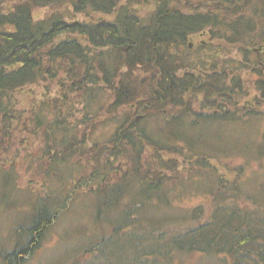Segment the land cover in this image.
<instances>
[{
    "label": "trees",
    "instance_id": "1",
    "mask_svg": "<svg viewBox=\"0 0 264 264\" xmlns=\"http://www.w3.org/2000/svg\"><path fill=\"white\" fill-rule=\"evenodd\" d=\"M131 1L15 0L17 3L6 8L5 0H0V134L7 136L12 122L21 119L17 116L15 94L39 83H45L47 94L54 86L62 92L60 100L54 99L48 114L47 99L34 101L31 112L28 111L31 122L25 126L33 127L43 136L51 133L46 136L52 135L51 142L58 148L54 152L49 148V170L60 167L57 163L66 165L78 153L85 142L76 139L74 130L78 122L90 124L91 116L98 117L107 103L109 112L132 104L138 114L141 110L159 111L165 116V126L172 129H163L160 145L151 137L146 120L136 122L129 116L117 121L120 130L116 140L101 141L98 145L106 150H114L119 144L131 146L138 160L132 175L120 178L115 187L103 189L99 185L102 176L93 175L99 181L93 190L96 214L111 217L109 221L117 226L116 231L120 229L123 240L114 241L111 237L88 243L81 247L83 253L100 252L99 258L105 264H182L177 263L176 256L194 254L205 258L198 264H264V213L258 209L244 211L236 202L221 200L212 218L197 229L187 228L168 239L159 235L150 241L151 250L142 247L144 242H149L143 241L144 235L138 236V229L145 231L144 226L157 232L153 226L158 220L151 213L160 204L159 188L168 182L158 172L156 176L147 168L142 170L145 149L153 151L154 146H160L161 150L166 147L180 154L173 143L176 141L186 146L190 157L206 166L204 160L214 158L213 153L230 151L232 139L237 145L241 143L225 126L239 117L235 113L239 112L238 100L233 99L235 94H249L238 83L237 73L232 77L226 66L220 70L214 67L210 73L202 70L192 73L196 69L186 65L178 53L188 47L191 37L207 32L211 40L231 47L230 52L232 48L239 49L243 57L241 69L256 72L257 88L264 98V76L260 69L264 67V54L260 55L264 53V0H145L153 5L145 15ZM192 4L207 5L209 10L185 9ZM39 8H50L51 15L35 20L33 11ZM93 14L114 17L110 20L76 18ZM198 94L207 97L204 98L208 102L206 107L203 104L195 109L192 100L182 98ZM170 103L183 110L165 115L163 110ZM247 119L251 121L253 116ZM129 126V131H136L134 135L121 131ZM196 128L200 132H192ZM261 135L263 140L257 141L256 153L252 146L249 149L242 142L250 157L264 154V132ZM205 139L214 144L204 143ZM168 140L172 143L170 148L165 145ZM201 148L209 152L203 153ZM11 166L8 164L9 168L0 178L2 189L12 186L9 184L13 180ZM156 180H160V185H155ZM132 186L138 191L125 205L122 199L132 192ZM261 186L264 188V183ZM236 189L224 187L228 192ZM49 195L30 205L27 214H21L23 219L13 234L14 248L0 253L5 264H27L38 248L56 214L50 204L57 200ZM2 198L7 201L8 197L2 195ZM126 228L130 233H124Z\"/></svg>",
    "mask_w": 264,
    "mask_h": 264
},
{
    "label": "rangeland",
    "instance_id": "2",
    "mask_svg": "<svg viewBox=\"0 0 264 264\" xmlns=\"http://www.w3.org/2000/svg\"><path fill=\"white\" fill-rule=\"evenodd\" d=\"M5 2L6 8H11L17 3L15 0H5ZM131 2L142 15L153 8V5L146 3L145 0ZM185 9L209 10L207 5L199 4H192ZM51 12L50 8L35 9L33 17L35 20H40L51 15ZM113 17L114 15L107 14H93L90 17L76 16L78 19L86 20H110ZM230 49L231 47H224L211 40L209 34L203 32L191 37L188 47H184L178 56L186 65L196 69L191 71L192 73H199L201 70L210 73V69L214 67L220 70L225 66L232 77L237 73L238 83L242 84L249 94L246 96L240 93L235 94L233 99L238 100L236 105L239 111L235 113L239 117L236 122L233 121L225 126L230 131L229 134H234L241 139V143L237 145L232 139L229 144L230 151L223 154L213 153L214 158L204 160L206 166L197 161V158L190 157V151L186 146L176 141L173 143L177 145L180 154L170 152L166 147L165 150H161L160 146H154L153 151L145 149L142 155V170L145 171L147 168L156 176L159 173L160 177L168 182L159 188L160 204L156 207L157 211L151 213L153 219L158 220L153 226L157 232L145 226V231L142 228L138 229V236L144 235L143 241H149L142 245L144 249L151 250L150 241L159 235L163 234L164 238L168 239L179 232H184L187 228L197 229L207 223L221 200L236 202L244 211L258 209L260 213H264V188L261 186L264 183V154L250 157L242 146L244 142L247 148L250 149L252 146V151L256 153L257 141L263 140L261 134L264 132V98L257 88L256 72L241 69L242 54L238 51L239 49L232 48V52ZM260 53V55L264 54ZM260 69L264 76V67ZM44 84L28 86L15 94L19 110L17 116H21V119L12 122L11 132L7 136L0 134V178L4 170L9 168L8 164L12 165L13 174L11 177L13 180L9 183L11 187L2 189L3 186L0 183V253H8L14 248L16 239L13 234L18 229L19 220L23 219L21 214H27L30 211L29 206L36 200H45L51 194L57 200L50 204V208L56 214L51 218L49 228L27 264H56V262L74 264V261L77 262L76 264H105L104 260L99 258L100 252L91 251L88 254L81 250V247L88 243L104 241L111 237L114 241L123 240L120 237V229L116 231L117 226L109 221L111 217L96 214L93 207V190L97 188L99 181H96L97 178L93 175L102 176L99 185L103 189L115 187L119 185L120 178L125 179L126 175H132L138 158L131 146L119 144L114 150H106L108 148L105 149L102 146L98 148V145L102 143L101 141L116 140V134L120 130L117 121L128 116L131 119L135 118L136 122L146 120L149 132L152 131L151 137L158 145H160L163 129H172L165 126L163 121L165 116L159 114V111L144 113V110H141L138 114L135 113L136 106L132 104L123 110L109 112L107 103L105 105L107 107L103 106L98 117L91 116L93 120L90 124L82 125L78 122L77 130H74L76 139L77 141L85 140L78 153L70 157L66 165L57 163L60 167L49 170L47 168L49 148L51 147L52 151L58 148L57 144L51 142L52 135L46 136L51 133L43 136L42 132L36 131L33 127L30 129L25 127L31 122L28 111L31 112L30 107L34 101L47 99L49 103L46 113L48 114L51 106L55 104L54 99H61L59 95L62 92L57 86L52 87L53 91L47 94ZM198 95L191 97L187 95L182 98L187 101L192 100L195 103L193 106L195 109H199L203 104L207 106L208 102L204 100L207 97L203 94ZM217 102H221L219 97ZM80 109L81 105L78 110ZM180 110L183 108L170 103L169 106L166 105L163 112L165 115H174L175 111ZM251 116L253 119L250 121L247 118ZM130 126L121 131L134 135L136 131H129ZM143 127L145 128V125ZM143 127L140 128L143 129ZM194 131L200 132V129H193L192 132ZM204 143L213 142L205 139ZM165 145L170 148L172 143L168 140ZM233 146H235L234 149ZM102 149L105 151L102 152ZM201 151L209 152L203 148ZM159 181L156 180L155 185H160ZM226 186L237 189L235 192L224 191ZM137 191L138 188H134L132 192L126 193L122 199L123 204L127 205ZM2 195L8 197L7 201L3 200ZM126 232L130 233V229L126 228L124 233ZM184 256H176L177 263L198 264L205 260L199 254ZM0 264H5L4 260L0 259Z\"/></svg>",
    "mask_w": 264,
    "mask_h": 264
},
{
    "label": "flooded vegetation",
    "instance_id": "3",
    "mask_svg": "<svg viewBox=\"0 0 264 264\" xmlns=\"http://www.w3.org/2000/svg\"><path fill=\"white\" fill-rule=\"evenodd\" d=\"M191 44V43H190ZM190 46V45H189Z\"/></svg>",
    "mask_w": 264,
    "mask_h": 264
}]
</instances>
